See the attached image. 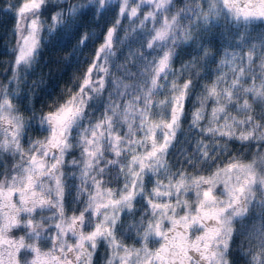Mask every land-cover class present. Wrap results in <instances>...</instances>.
<instances>
[{"label":"snow or ice","instance_id":"6c2138e0","mask_svg":"<svg viewBox=\"0 0 264 264\" xmlns=\"http://www.w3.org/2000/svg\"><path fill=\"white\" fill-rule=\"evenodd\" d=\"M0 13V264H264V0ZM90 46L38 96L45 49Z\"/></svg>","mask_w":264,"mask_h":264},{"label":"trees","instance_id":"16d2710c","mask_svg":"<svg viewBox=\"0 0 264 264\" xmlns=\"http://www.w3.org/2000/svg\"><path fill=\"white\" fill-rule=\"evenodd\" d=\"M5 3L6 0H0V8H3ZM13 23L14 21L11 14L5 15L0 13V82H6L4 77L10 76V73H4L3 70L8 66L7 62L11 58L10 48L13 42L11 28ZM100 23L103 24L104 21L102 20ZM97 31H99V29H97ZM91 50L92 46L84 50L83 56L78 54L77 57H68V53L71 51L70 47L68 49H45L40 64L36 66V71L28 77L29 84L33 80L39 79L42 75L44 77V84L41 85L40 89L35 90L38 96L42 99H47L45 95L46 92L51 91L53 95L58 94L61 88L70 84L71 77L77 73L78 65L75 61L77 59L83 61ZM80 66L82 67L83 65L81 64ZM175 66L179 67V64ZM22 88L24 92L28 91V88L23 85ZM36 107L38 109L40 104L37 103ZM21 110L23 111V104H21ZM25 115L27 116L29 113L25 112ZM186 126L187 125H185V127ZM241 264H243V262H241Z\"/></svg>","mask_w":264,"mask_h":264},{"label":"flooded vegetation","instance_id":"af4514ba","mask_svg":"<svg viewBox=\"0 0 264 264\" xmlns=\"http://www.w3.org/2000/svg\"><path fill=\"white\" fill-rule=\"evenodd\" d=\"M102 253H103V249H101V253H100V255H98V257H97V264H100V258H101V256H102Z\"/></svg>","mask_w":264,"mask_h":264},{"label":"rangeland","instance_id":"374dc122","mask_svg":"<svg viewBox=\"0 0 264 264\" xmlns=\"http://www.w3.org/2000/svg\"><path fill=\"white\" fill-rule=\"evenodd\" d=\"M37 134H38V133H35V132H34L32 135L35 136V135H37Z\"/></svg>","mask_w":264,"mask_h":264}]
</instances>
